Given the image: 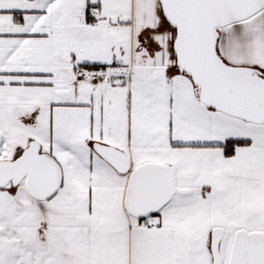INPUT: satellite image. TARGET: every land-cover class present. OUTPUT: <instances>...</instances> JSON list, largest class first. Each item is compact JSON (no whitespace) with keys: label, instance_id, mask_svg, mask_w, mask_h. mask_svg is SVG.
<instances>
[{"label":"snow or ice","instance_id":"6c2138e0","mask_svg":"<svg viewBox=\"0 0 264 264\" xmlns=\"http://www.w3.org/2000/svg\"><path fill=\"white\" fill-rule=\"evenodd\" d=\"M0 264H264V0H0Z\"/></svg>","mask_w":264,"mask_h":264}]
</instances>
